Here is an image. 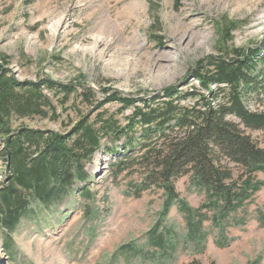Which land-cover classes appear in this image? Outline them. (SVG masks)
I'll return each instance as SVG.
<instances>
[{"label":"rangeland","instance_id":"1","mask_svg":"<svg viewBox=\"0 0 264 264\" xmlns=\"http://www.w3.org/2000/svg\"><path fill=\"white\" fill-rule=\"evenodd\" d=\"M230 22L237 26L232 39L219 46V30ZM263 38L264 0H0V54L18 79L49 77L91 87L100 97L145 96L181 84L218 46L247 49ZM187 82L184 91L196 84ZM76 106L59 121L14 118L13 125L62 132L68 118L87 111L80 100ZM248 107L262 109L254 98ZM241 127L264 147L263 131ZM121 145L99 150L88 163L89 194L79 184L59 205L33 206L9 234L12 261L0 232V264H264V187L219 229L202 209L204 194L189 175L180 177L178 193L197 222L190 236L178 205L163 214L162 189L136 195L139 152L124 154ZM8 172L0 138V188ZM201 214L209 217L203 226ZM223 238L227 245L219 246Z\"/></svg>","mask_w":264,"mask_h":264},{"label":"trees","instance_id":"2","mask_svg":"<svg viewBox=\"0 0 264 264\" xmlns=\"http://www.w3.org/2000/svg\"><path fill=\"white\" fill-rule=\"evenodd\" d=\"M236 27L230 22L220 28L219 46L232 39ZM219 46L190 68L181 84L145 96L113 91L100 97L91 87L49 77L20 80L0 54V138L9 171L0 188V232L6 234L9 261L16 257L9 234L34 214L33 206L59 205L79 184L89 194L88 163L117 142L124 154L138 149L142 184L136 195L162 189L163 214L178 205L190 236L197 222L178 193L180 177L189 175L204 194L202 209L213 213L214 227L221 229L230 214L244 210L264 187L259 178L264 176V147L241 127L264 132V38L247 49ZM189 80L196 84L184 91ZM253 98L262 109L250 110ZM79 100L87 111L75 121L67 117L70 122L62 132L13 125L14 118L59 121L67 107L76 111ZM109 103L119 106L116 112L105 108ZM208 220L201 214L198 222L203 226ZM226 242L223 238L217 244Z\"/></svg>","mask_w":264,"mask_h":264}]
</instances>
